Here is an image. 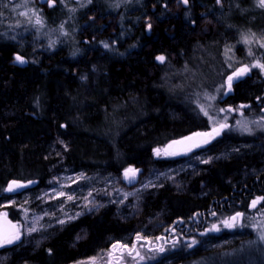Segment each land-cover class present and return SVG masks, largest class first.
<instances>
[{"label": "snow or ice", "instance_id": "obj_1", "mask_svg": "<svg viewBox=\"0 0 264 264\" xmlns=\"http://www.w3.org/2000/svg\"><path fill=\"white\" fill-rule=\"evenodd\" d=\"M61 2H63V0H61ZM89 2H91V0H89ZM216 2L218 4H220L221 0H216ZM183 3L187 5L188 0H183ZM258 6L264 8V0H258ZM21 15H26V13H21ZM36 23L37 24H41V20L39 19V17H37ZM150 27L151 26L149 25V28ZM254 40H256L254 34L251 37H249V36H243L242 37V42L244 44H246V45L252 44ZM256 42L259 44L260 47H264V38H262L261 40H256ZM104 47L107 48V47H109V45L105 44ZM249 55H253L251 48H249ZM15 59L20 64L26 63L24 58L21 57L20 55H17L15 57ZM157 60L159 62H161V63H164L165 62V57L164 56H158ZM250 67L251 68H259L261 71H264V63L257 62L255 64H252ZM250 67L249 66H245V67H243L241 69H238V70H236L233 73V75H230L228 77L227 84H228V90L229 91H231V89H232L233 79L235 77H240V76L245 75L248 71H250ZM209 99H215V97H209ZM201 110L204 111V114L206 116L209 115V113L206 110H204L203 108H201ZM228 111H231V109H228ZM211 118L212 117L209 116V119H211ZM225 127H227L226 124H219L218 127H215L211 133H196V137L204 138L203 140L195 139L194 137H188L187 139H188V141L192 142L191 146L200 147L201 143H208L209 138H214V136L219 135L220 132ZM243 130L249 131V129L247 127H244ZM184 143H185L184 141H177L176 142V144H184ZM191 146H189L187 150L190 151L191 150ZM169 148H172V145H169ZM160 152H161V150L157 149V155H160ZM168 154L175 155V154H179V153L178 152H172V153H168ZM205 163H207V161H205ZM134 175H135V170L134 169H128L125 172L126 178H129L130 180L132 178H134ZM22 187H26V185H22V184H18L16 182H13V184L10 185L7 190L9 192H13L16 189L22 188ZM68 198L72 199L71 196H69ZM261 199H264V198H258L257 200H254L252 202V207L255 208L257 203H259ZM6 215L7 214H5V223L7 224V227H5L3 229H0V247H3V246L8 245V244H13V243L19 241L20 238H21V233H20L19 228L17 226H15V225H11V223L7 221ZM242 216H243L242 213H237L235 216L230 217L228 220L222 221V223L225 225V227H229V228L234 227L238 222H240V220L242 219ZM61 223H63V221H61ZM36 230L37 229L35 227H32V228L29 229V232H34ZM213 230L219 231V229L216 228L215 226L213 227ZM140 239H142V237L137 236V240H140ZM260 239L264 240V234L261 235ZM113 247L116 248L117 246L113 245ZM134 251H135L134 248L130 249V250H128V254L131 256ZM137 255H139V253H137ZM141 258L143 259V257H141ZM92 264H95V261H92Z\"/></svg>", "mask_w": 264, "mask_h": 264}]
</instances>
